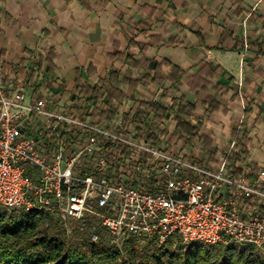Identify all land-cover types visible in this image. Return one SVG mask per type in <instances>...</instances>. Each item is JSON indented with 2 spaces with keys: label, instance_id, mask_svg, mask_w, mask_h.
Returning a JSON list of instances; mask_svg holds the SVG:
<instances>
[{
  "label": "crops",
  "instance_id": "crops-1",
  "mask_svg": "<svg viewBox=\"0 0 264 264\" xmlns=\"http://www.w3.org/2000/svg\"><path fill=\"white\" fill-rule=\"evenodd\" d=\"M257 1L1 0L0 78L5 88L21 80L26 97L102 102L109 107L101 114L119 120L168 90L195 104L199 132L211 140L208 148L177 136L185 154L214 160L245 136L251 149L242 161L264 166V3ZM49 53L51 74L43 59ZM164 59L181 68L176 81ZM209 63L219 70L206 74ZM202 68L204 89L194 86ZM85 85L97 91L80 93ZM201 92L218 109L203 103ZM168 122L177 135L170 111Z\"/></svg>",
  "mask_w": 264,
  "mask_h": 264
},
{
  "label": "built area",
  "instance_id": "built-area-1",
  "mask_svg": "<svg viewBox=\"0 0 264 264\" xmlns=\"http://www.w3.org/2000/svg\"><path fill=\"white\" fill-rule=\"evenodd\" d=\"M2 79L4 207L43 210L68 232L77 219L92 241L102 229L118 247L131 236L160 246L177 234L184 243H249L264 251V166L228 160L235 141L214 160L173 153L148 138V109L137 120L130 112L99 120L109 107L102 102L26 97L21 80L5 88Z\"/></svg>",
  "mask_w": 264,
  "mask_h": 264
},
{
  "label": "trees",
  "instance_id": "trees-1",
  "mask_svg": "<svg viewBox=\"0 0 264 264\" xmlns=\"http://www.w3.org/2000/svg\"><path fill=\"white\" fill-rule=\"evenodd\" d=\"M141 36L137 34L131 41ZM43 59L47 60V72L51 74L54 68L53 55L49 53ZM162 63L170 65L169 77L176 81L181 68L168 59ZM206 67V74L219 70L218 66L210 63ZM202 73L204 68L199 70L194 86L204 89L206 83L201 78ZM112 77L117 78L114 71H111ZM123 81L136 83L131 78H123ZM96 91L95 87L89 85L79 88L80 93L88 96ZM200 96L209 108L218 109V103L211 94L201 92ZM161 99L140 102L141 110L148 109L153 118V123L148 126L151 142L155 145L159 141L156 129H163L166 112L170 111L174 115V129L180 139L191 143L198 138L210 148L211 140L199 132L201 120L196 116L195 104L168 90L162 93ZM93 116L97 115L93 113ZM139 116L140 112L137 111L135 119ZM105 117L100 114L99 120ZM250 149V139L242 136L237 138L226 158L230 161L242 160ZM254 167L258 165L254 163ZM0 264H264V251L249 243H184L177 234L171 235L160 246H156L153 241L140 246L139 239L131 236L120 249L104 236L98 241H92L85 229L77 231L74 238L67 237L58 219L43 210L34 208L15 211L0 203Z\"/></svg>",
  "mask_w": 264,
  "mask_h": 264
},
{
  "label": "rangeland",
  "instance_id": "rangeland-1",
  "mask_svg": "<svg viewBox=\"0 0 264 264\" xmlns=\"http://www.w3.org/2000/svg\"><path fill=\"white\" fill-rule=\"evenodd\" d=\"M28 93V92H27ZM29 95V94H28ZM27 99V98H26ZM163 129L157 130L156 132L158 133V135L160 136V140H159V145L161 148H167L169 147V149H167L168 151H172L173 153H179L182 154L183 148L181 147V145H183V142L179 140V138H177L176 133L172 132V123L168 122V127H166L165 125H162ZM218 157H220V155H218ZM59 221V220H58ZM60 222V221H59ZM70 228H71V232H68L67 229H65V226L63 224H61L63 226V228L65 229L66 235L67 237L70 238H74V235L77 231L82 230L83 226L79 223V221L77 219H71L70 220ZM61 223V222H60ZM69 233V234H68ZM89 233L90 235V239H91V234L90 232H86ZM100 239L104 236L110 243H112L114 246H117L115 243L112 242L110 235H107L104 230L100 229ZM99 239V240H100ZM125 241L122 244V247L124 245ZM147 242L143 243L142 241H139V245L142 246L144 244H146ZM240 245V244H239ZM122 247H118L117 248H122Z\"/></svg>",
  "mask_w": 264,
  "mask_h": 264
},
{
  "label": "bare ground",
  "instance_id": "bare-ground-1",
  "mask_svg": "<svg viewBox=\"0 0 264 264\" xmlns=\"http://www.w3.org/2000/svg\"><path fill=\"white\" fill-rule=\"evenodd\" d=\"M236 144V143H235ZM235 146V145H234Z\"/></svg>",
  "mask_w": 264,
  "mask_h": 264
}]
</instances>
